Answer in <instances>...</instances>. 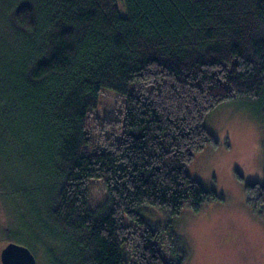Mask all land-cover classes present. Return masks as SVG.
Returning a JSON list of instances; mask_svg holds the SVG:
<instances>
[{
    "label": "trees",
    "instance_id": "16d2710c",
    "mask_svg": "<svg viewBox=\"0 0 264 264\" xmlns=\"http://www.w3.org/2000/svg\"><path fill=\"white\" fill-rule=\"evenodd\" d=\"M122 1L0 0V199L53 229L62 264H183L175 233L172 262L139 209L223 198L186 167L218 144L204 123L218 105L264 116V0ZM106 88L122 105L99 147L90 113ZM245 191L264 212V180Z\"/></svg>",
    "mask_w": 264,
    "mask_h": 264
},
{
    "label": "rangeland",
    "instance_id": "374dc122",
    "mask_svg": "<svg viewBox=\"0 0 264 264\" xmlns=\"http://www.w3.org/2000/svg\"><path fill=\"white\" fill-rule=\"evenodd\" d=\"M116 2L125 13L123 1ZM121 105L113 90L100 92L90 113L93 126L98 127L95 143L99 147L114 139L115 125L105 120L116 118ZM204 123L218 144L197 152L186 171L207 189L221 192L223 198L208 199L198 210L184 207L177 214L152 205L141 206L139 211L158 227L156 242L168 261L176 260L177 241L185 250L183 264H264V212L251 207L245 191L247 183L264 180V116L252 103L234 100L211 110ZM90 189L97 205L105 194L104 184L94 180ZM2 197L0 253L8 241H14L32 251L36 264H62L59 254L52 252L55 246L46 245L45 236L52 237L53 229L37 215L32 219L17 210L13 201L8 203V192ZM125 222L135 223L127 216Z\"/></svg>",
    "mask_w": 264,
    "mask_h": 264
},
{
    "label": "water",
    "instance_id": "95a60500",
    "mask_svg": "<svg viewBox=\"0 0 264 264\" xmlns=\"http://www.w3.org/2000/svg\"><path fill=\"white\" fill-rule=\"evenodd\" d=\"M2 264H36L32 251L14 241L8 242L0 253Z\"/></svg>",
    "mask_w": 264,
    "mask_h": 264
},
{
    "label": "flooded vegetation",
    "instance_id": "af4514ba",
    "mask_svg": "<svg viewBox=\"0 0 264 264\" xmlns=\"http://www.w3.org/2000/svg\"><path fill=\"white\" fill-rule=\"evenodd\" d=\"M1 259V258H0Z\"/></svg>",
    "mask_w": 264,
    "mask_h": 264
}]
</instances>
